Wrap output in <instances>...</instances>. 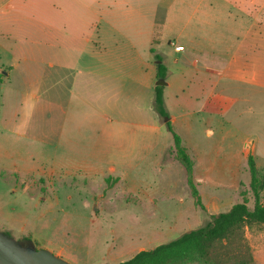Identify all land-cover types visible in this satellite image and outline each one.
Here are the masks:
<instances>
[{
  "label": "rangeland",
  "instance_id": "374dc122",
  "mask_svg": "<svg viewBox=\"0 0 264 264\" xmlns=\"http://www.w3.org/2000/svg\"><path fill=\"white\" fill-rule=\"evenodd\" d=\"M108 2L109 8L113 4L123 9L124 23L135 21L139 11L150 15L156 11L164 26L158 28L155 45L167 57L174 86L166 91L167 116H159L154 146L144 145L143 132L138 146L133 145V135L125 127L122 138H108L107 154L96 156L80 155L79 151L69 155L64 147L61 146V152L53 143L48 111L54 94L52 75L100 71L129 78L137 74L154 75L157 65L153 63L147 68L140 61H132V55L127 54L131 49L124 51L123 62L116 63L111 53L114 40L110 39L113 36L110 32L105 33L108 41L99 40L100 34L92 33L93 40L109 46L104 60L76 49L69 50L64 61L58 63L50 47L57 31L42 26L39 21L46 19L37 16V10L52 9V0H0V69H14L9 80L3 79L1 89L0 232L23 244H32L37 250L60 255L69 264H118L140 251L201 228L211 215L227 212L243 199L252 209L255 198L248 155L254 157L259 175H264V97L238 104L222 115L207 112L187 115L188 107L181 103L185 98L179 95L183 83L179 67L185 55L190 57L184 50L191 45L201 50L210 46L204 40L191 43L196 26L204 25L206 36H211L218 31L213 25L223 28L230 23L226 20L224 3ZM217 5L219 11H214L212 6ZM19 7H25V16L15 18L12 11L6 13ZM251 21L264 25V12L253 14ZM183 28L185 34L179 38ZM98 43L95 46L100 49ZM171 43L184 48L183 53H176ZM174 58L181 60L176 66ZM32 72L36 77L32 81L22 79L23 74ZM152 98L151 95L150 101ZM122 99L123 106H127V97ZM142 102L141 107H147V102ZM26 106H30L27 112ZM29 114L32 118L26 119ZM171 116L177 119L175 125ZM10 118L11 124L6 125ZM107 118L114 121L115 115L108 111ZM168 123L181 136L188 154L201 161L202 167L196 168L193 181L205 211L195 204L185 170L172 156L173 137ZM186 123L192 125L191 129H187ZM210 129L213 134L207 136ZM217 157L230 165L212 167ZM260 201L264 205V191ZM245 237L254 256L253 264H264V225L247 228Z\"/></svg>",
  "mask_w": 264,
  "mask_h": 264
},
{
  "label": "crops",
  "instance_id": "0c3cea01",
  "mask_svg": "<svg viewBox=\"0 0 264 264\" xmlns=\"http://www.w3.org/2000/svg\"><path fill=\"white\" fill-rule=\"evenodd\" d=\"M219 1L226 6V20L230 23L223 28L213 25L212 28L217 27L218 31L211 36H206L204 25L196 26L197 29L192 34V44L194 41L204 40L210 46L201 50L193 45L187 47L189 44H185L186 50H175L179 54L184 50L190 56L188 58L185 55L179 67V79L183 81L179 95L185 98L181 103L188 107L187 115L204 112L222 115L238 104L250 103L251 99L264 97V25L252 24L251 21L253 14L264 12V0ZM52 3V9L37 10V16L46 19L39 21L42 26H51L57 31L52 37L50 47L53 48L52 54L58 63L64 61L69 50L74 52L76 49L82 54L98 55L100 60H104L108 55L109 46L93 40L92 33L95 32L98 36L100 34L99 40L108 41L105 33L110 32L113 35L110 39L114 40L110 46L114 45L111 53L116 63L123 62L124 51L127 49L132 50L127 52L132 55V61H140L147 68L153 63L157 65L155 54L163 57V64L167 68V77L164 79L167 84L163 86L165 104L166 91L173 88L174 82L170 78L172 70L167 57L156 49V33L160 26H164V23L157 19L156 11L151 15L139 11L135 21L124 23L122 16L125 13H122V8L116 7L119 5L116 1V6L111 4V8L108 0H52ZM218 7L212 6V9L216 11ZM26 11L25 7H19L6 10V13H11L17 18L25 16ZM169 14L171 16V13ZM185 30L183 28L179 32V38H183ZM94 42L101 44V48L95 46ZM93 48L98 50L92 51ZM180 61L177 58L172 60L175 66ZM0 70L6 80L11 78L14 71L12 67L6 71ZM153 70L154 75L137 74L129 78L118 73L107 74L100 71H77L75 75L62 72L53 74L54 94L48 111L51 114L49 121L53 143H56L57 149L62 152V146L69 155H74L76 151L81 152L80 155H106L108 138H122L125 127L129 128L133 135V145L138 146L143 132L144 145L154 146L155 131L159 129V115L154 109L155 81L159 79L157 67ZM34 78L35 73L32 72L23 74L22 79L28 82ZM40 86L43 87V84ZM151 95L153 98L150 101ZM123 96L127 97V106H123ZM143 100L147 102V107H141ZM29 107L26 106V112ZM108 111L115 115L114 121H108ZM29 116L30 114L26 119ZM11 121L10 118L9 124L6 125H10ZM171 122L175 125L176 117L171 116ZM186 127L191 129L192 125L186 123ZM212 134L213 131L208 130L207 136ZM193 159L194 175L196 168L202 165L200 159L199 162L194 156ZM220 159L217 157L212 167L230 165ZM174 160L178 162L175 158ZM178 164L180 165L179 162ZM114 169L112 167L111 171Z\"/></svg>",
  "mask_w": 264,
  "mask_h": 264
},
{
  "label": "trees",
  "instance_id": "16d2710c",
  "mask_svg": "<svg viewBox=\"0 0 264 264\" xmlns=\"http://www.w3.org/2000/svg\"><path fill=\"white\" fill-rule=\"evenodd\" d=\"M152 52L155 53L154 50ZM154 58L158 62V79H165L167 68L163 64L162 56L155 54ZM4 78L5 75L0 73V115ZM163 89L162 86L155 87L154 102V108L162 118L167 116ZM167 129L173 137V156L185 170L187 184L195 204L205 211L193 181L194 159L188 154L181 137L170 123L167 124ZM247 165L255 198L252 209L248 206L247 200L243 199L242 202L233 205L229 211L211 215L210 220L201 228L187 232L153 249L140 251L133 258L118 264H253L254 256L246 241L245 230L254 225H264V205L260 201L261 193L264 191V175H259L252 155L248 156Z\"/></svg>",
  "mask_w": 264,
  "mask_h": 264
},
{
  "label": "water",
  "instance_id": "95a60500",
  "mask_svg": "<svg viewBox=\"0 0 264 264\" xmlns=\"http://www.w3.org/2000/svg\"><path fill=\"white\" fill-rule=\"evenodd\" d=\"M164 79H159L156 86H165ZM0 264H69L52 252L33 245H23L9 235L0 232Z\"/></svg>",
  "mask_w": 264,
  "mask_h": 264
},
{
  "label": "built area",
  "instance_id": "2783aa9c",
  "mask_svg": "<svg viewBox=\"0 0 264 264\" xmlns=\"http://www.w3.org/2000/svg\"><path fill=\"white\" fill-rule=\"evenodd\" d=\"M171 45H172V46H175V50H176L177 52H180V51H181V47H180V46H176L175 43H171Z\"/></svg>",
  "mask_w": 264,
  "mask_h": 264
},
{
  "label": "flooded vegetation",
  "instance_id": "af4514ba",
  "mask_svg": "<svg viewBox=\"0 0 264 264\" xmlns=\"http://www.w3.org/2000/svg\"><path fill=\"white\" fill-rule=\"evenodd\" d=\"M28 242H29V241H28ZM29 243H31V242H29ZM21 244H23V243H21ZM23 245H27V246H28V245H32V244H23Z\"/></svg>",
  "mask_w": 264,
  "mask_h": 264
}]
</instances>
